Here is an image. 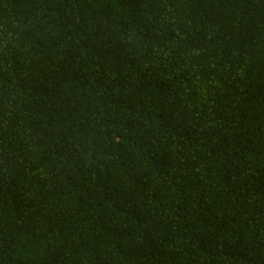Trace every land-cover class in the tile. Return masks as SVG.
Here are the masks:
<instances>
[{"label": "trees", "instance_id": "trees-1", "mask_svg": "<svg viewBox=\"0 0 264 264\" xmlns=\"http://www.w3.org/2000/svg\"><path fill=\"white\" fill-rule=\"evenodd\" d=\"M0 264H264V0H0Z\"/></svg>", "mask_w": 264, "mask_h": 264}]
</instances>
